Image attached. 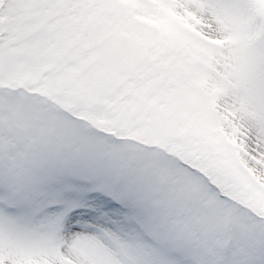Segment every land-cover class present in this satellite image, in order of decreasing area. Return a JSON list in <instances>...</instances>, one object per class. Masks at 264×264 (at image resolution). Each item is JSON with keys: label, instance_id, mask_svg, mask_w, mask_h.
Returning a JSON list of instances; mask_svg holds the SVG:
<instances>
[{"label": "snow or ice", "instance_id": "1", "mask_svg": "<svg viewBox=\"0 0 264 264\" xmlns=\"http://www.w3.org/2000/svg\"><path fill=\"white\" fill-rule=\"evenodd\" d=\"M0 264H264V0H0Z\"/></svg>", "mask_w": 264, "mask_h": 264}]
</instances>
